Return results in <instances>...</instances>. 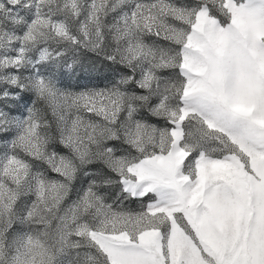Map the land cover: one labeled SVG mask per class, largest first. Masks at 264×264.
I'll return each instance as SVG.
<instances>
[{
  "label": "snow or ice",
  "instance_id": "6c2138e0",
  "mask_svg": "<svg viewBox=\"0 0 264 264\" xmlns=\"http://www.w3.org/2000/svg\"><path fill=\"white\" fill-rule=\"evenodd\" d=\"M0 264H264V0H0Z\"/></svg>",
  "mask_w": 264,
  "mask_h": 264
}]
</instances>
